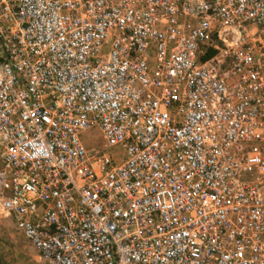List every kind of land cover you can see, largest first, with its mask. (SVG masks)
Returning a JSON list of instances; mask_svg holds the SVG:
<instances>
[{
    "label": "built area",
    "instance_id": "1",
    "mask_svg": "<svg viewBox=\"0 0 264 264\" xmlns=\"http://www.w3.org/2000/svg\"><path fill=\"white\" fill-rule=\"evenodd\" d=\"M0 164L45 264H264V0H0Z\"/></svg>",
    "mask_w": 264,
    "mask_h": 264
},
{
    "label": "rangeland",
    "instance_id": "2",
    "mask_svg": "<svg viewBox=\"0 0 264 264\" xmlns=\"http://www.w3.org/2000/svg\"><path fill=\"white\" fill-rule=\"evenodd\" d=\"M83 141L88 147H100L104 144L102 133L96 127L83 134ZM0 264H45L37 250L16 229L13 218L6 215L1 207Z\"/></svg>",
    "mask_w": 264,
    "mask_h": 264
},
{
    "label": "trees",
    "instance_id": "3",
    "mask_svg": "<svg viewBox=\"0 0 264 264\" xmlns=\"http://www.w3.org/2000/svg\"><path fill=\"white\" fill-rule=\"evenodd\" d=\"M213 51H210L207 55H210Z\"/></svg>",
    "mask_w": 264,
    "mask_h": 264
}]
</instances>
